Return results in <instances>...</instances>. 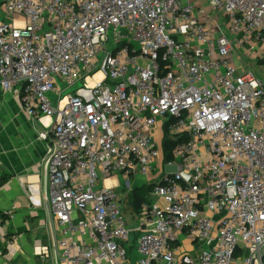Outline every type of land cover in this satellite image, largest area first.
Listing matches in <instances>:
<instances>
[{"label": "built area", "instance_id": "obj_1", "mask_svg": "<svg viewBox=\"0 0 264 264\" xmlns=\"http://www.w3.org/2000/svg\"><path fill=\"white\" fill-rule=\"evenodd\" d=\"M0 8V93L42 126L57 264H264V0ZM117 173L151 188L137 226Z\"/></svg>", "mask_w": 264, "mask_h": 264}, {"label": "crops", "instance_id": "obj_2", "mask_svg": "<svg viewBox=\"0 0 264 264\" xmlns=\"http://www.w3.org/2000/svg\"><path fill=\"white\" fill-rule=\"evenodd\" d=\"M41 131L14 91L0 93V211L8 218L0 221V264H57Z\"/></svg>", "mask_w": 264, "mask_h": 264}, {"label": "rangeland", "instance_id": "obj_3", "mask_svg": "<svg viewBox=\"0 0 264 264\" xmlns=\"http://www.w3.org/2000/svg\"><path fill=\"white\" fill-rule=\"evenodd\" d=\"M3 21H4V16H3L2 12H1V8H0V22H3ZM134 44H135V46H137L136 43H134ZM59 85L62 89V94H68V93L73 94L74 90L77 89L78 87H80V83H77L74 86L69 87V88H66L61 82H59ZM48 97L51 99L52 104H54V100H53L51 94H48ZM173 170H174V166H169V167L165 168V171H167V172H172ZM116 175H117L119 183L121 184L119 186L120 192H122L125 195V198H124V205H125L124 206V218H125L127 225L129 227L137 226L139 224V222L137 220V217L134 215V209L132 206V203H133V201H132L133 200L132 190L134 188L141 187L142 185H144L146 183V180H145V178H143L141 176H136L134 179L131 178V180L129 181V184H131L133 186V188L129 192L126 189L125 181L122 179L121 174L117 173ZM161 264H164V262H162Z\"/></svg>", "mask_w": 264, "mask_h": 264}, {"label": "trees", "instance_id": "obj_4", "mask_svg": "<svg viewBox=\"0 0 264 264\" xmlns=\"http://www.w3.org/2000/svg\"><path fill=\"white\" fill-rule=\"evenodd\" d=\"M169 142V141H168ZM170 142L167 143L166 147V152L165 154L168 155V152L170 150ZM4 180H0V185L2 184ZM150 186L149 185H142L141 187H137V188H134L132 190V197H133V203H132V206H133V209H134V212H136L140 206V204L145 201L147 199V196L150 192ZM7 218V216L5 214H3L1 211H0V221L1 223H3ZM137 237V233H132L131 234V242L133 243L134 240L136 239ZM4 252V250H3Z\"/></svg>", "mask_w": 264, "mask_h": 264}]
</instances>
